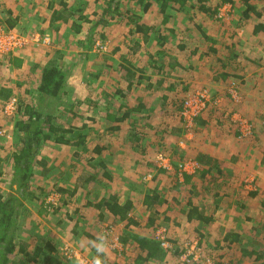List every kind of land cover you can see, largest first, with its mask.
<instances>
[{
    "label": "rangeland",
    "instance_id": "374dc122",
    "mask_svg": "<svg viewBox=\"0 0 264 264\" xmlns=\"http://www.w3.org/2000/svg\"><path fill=\"white\" fill-rule=\"evenodd\" d=\"M152 1L153 0H145L144 3H140L138 0H123V10L121 11L122 18H118L117 16L107 17L109 24L105 27L104 31H102L105 34V40H99L97 52L105 48L107 51L102 52L110 53L112 49L121 47L124 54H126V58L132 62L134 61L135 64H150L151 60L149 58H144L142 54H139L137 57L132 56L133 54L131 53L130 47L133 41H143V39L141 35L136 32L131 34L130 31L134 29V27L133 25L127 24L128 19L126 12L128 10L133 16L139 17L142 23L155 26L157 31L162 30L163 33L168 34V42L164 48L166 52L169 50L177 52L178 45L185 41L186 49L184 52H178L177 59L187 65L191 60L193 68H203L202 73L199 72V74L196 75L187 74L189 71L184 72V70L176 69L170 76L165 77L155 70H150L148 74L156 80L155 82H157V79L160 77H164L167 81L163 84L161 90L154 89L157 88L155 86L153 90H151L152 93H148L145 90V84L139 85L137 81V88L133 87L131 90L128 89V81L120 79L121 81L117 82L119 76L116 72V74H114L116 76L114 78V89H110L109 91L104 79L101 78L100 85L94 88V81L87 75L90 69H88V67H92L91 70L93 71L97 69L98 65H95L97 57H95V54L93 53L90 57L84 58L82 64L77 68L78 71H74H77L78 75L73 77L74 79L72 82H70L69 79V86H71L72 83L76 84V86L79 85V87L75 89L72 86L74 90L71 91L70 96L72 97V101H79L81 103V111L83 113L86 114V109L90 110L92 112V117L96 119V121H89L90 132L86 145L77 148L74 146L65 148L53 143L50 148L46 149L45 155L42 153L40 154L42 160L48 159V163H51V168H49V175H51L50 182L54 184L56 180V177H54V167L56 163H59V160H62L60 159V155L63 156L62 161H66L67 158L70 159V156L73 154L71 158L75 159L76 165L79 168H87L88 165L91 166L89 161V157L91 156L96 160L93 164L102 161V157L107 161L110 171L114 173L112 175H115L116 182L111 181L114 182L112 183L113 186L121 185L122 198L124 200L135 199V201L139 202L146 192L152 190V183L155 182L157 176L155 172L157 169H161L158 166V157L162 155L170 161V158H168V155H170L174 160H179L183 154V150H181L178 144L182 138L181 132L183 124H180V119H182L181 107L182 105L184 107L183 102L189 95L208 91L207 93H209V97H211V102L207 104L204 113L199 116L202 117V124H199L198 121L197 125L195 123L194 127L191 129L194 130V136L196 135L197 140L187 142V144L190 142L189 149L187 145L188 152L190 151L189 155L195 157L196 153L199 151L213 153L220 156L223 161L224 169L231 167L232 170L235 168L239 170L238 176H234V172H228V176L223 175L222 178L225 180H220L221 182L224 181L222 182V187L216 184L213 186L210 185L208 189L212 190L209 195L212 194L213 196V193L216 192L218 195H223V199L228 201L231 200L230 196L232 194L233 196L237 194L236 190L240 187H245L247 190L255 189L254 186L257 187L258 183H264V103L261 102V96L258 95L255 90L251 91L249 83L245 85L246 80L243 82L238 79L237 76L233 75L224 79L223 76H217V73H225L226 70H224L222 65L227 64L226 67H229L228 70L239 69L235 71V73L239 74L241 72L242 75L243 73L249 74V81L251 83L252 80L255 81L252 84L253 86L261 87V85H264V70H262L264 66V44L256 46L246 44L264 41V34L258 37L252 34L253 25L264 21V16L260 18L256 15L257 10L264 14V0H254L253 5L256 7V11L255 14L252 13L251 19L246 18L244 15L246 6L243 4L242 0H233L234 3L225 4H223L222 0H190L189 2L196 6V8L185 12L177 10L176 5L172 2L170 4L171 13L168 15V18L165 17L159 8L160 3H158V0L154 1V4L152 3V6L148 10H145V4ZM202 6L207 7V9L211 11L204 13L201 8ZM66 9L76 14L74 18L70 19L71 22L66 25L61 21L54 22V12H64ZM103 9L104 4L96 3L95 0H0V27L4 30V32L0 33V38H6L12 35L16 39H26L29 41L26 46L15 48L1 55L7 58L6 61L10 67V54L16 56V54L24 50L27 51L31 48L32 42L38 43L39 41H44V43H46V41H52L54 49H51L50 53L48 52L49 56L52 55L51 57H53L56 55L57 51H61V53H63L62 55L67 59L64 62H77L83 58L81 56L83 53L78 48V42L80 39L87 37L88 28L92 25L91 22H89L90 24H85V19L89 16L92 21H96L98 18L97 13L101 14ZM10 12L13 14H10ZM80 16H84L85 19L80 20ZM8 20H17L13 30L8 28L6 24ZM73 21H80L85 25L81 35H76L72 32L71 23ZM171 29L175 30L174 35L172 34L173 36L169 33ZM203 31L205 35L207 34L210 41L205 39ZM211 41H217V47L223 48L219 54L222 61H225L222 65L213 59L214 54H209L207 45ZM239 41L244 43V46H236V50L240 52L241 58L233 61L231 60L232 56L229 54L231 52L230 45L235 46ZM158 45V41L154 40L149 41L148 44H144L143 48L146 52H152L154 50V54L163 56V52L165 51ZM205 53L208 55H204ZM18 55L21 56V54ZM247 55L252 59L250 58L248 61ZM16 58L17 60L26 61L25 66L27 67H30L31 61H33L28 56L25 57V60L23 58ZM121 62L122 60H120V57L115 58L116 67H118V64ZM1 65L4 66V69L7 70L6 74H8L7 63ZM230 65H234V67L230 68ZM236 65H239V67H235ZM22 71L24 72H22L20 76L13 73V77H11L12 80H10V75H8V78L6 77L8 80H6V87L3 89V91L7 92L6 94L10 92V82L24 80V77L21 76H24V73L29 71V69L23 68ZM106 72L107 70L102 74L103 77H107ZM6 74L0 70L1 76ZM37 76L38 74H35L28 80L29 83L23 84V88L19 91L18 95H15L18 98L17 102L19 101L17 103L18 106L21 99L29 102L32 98L30 94H26V90H31L33 91L32 93H34ZM109 81L112 82L111 80ZM232 81H237L241 85V92H244V94L241 95L240 102L243 103V106L234 102L228 95L232 94V84H236ZM171 86L173 87L172 90H170ZM118 89L124 91L125 97L118 94ZM76 90L78 92H76ZM156 91L159 98L162 97L161 92L163 91H167L171 96L170 102L166 104L167 107L165 111L162 110V104L154 99V93ZM4 95H1V99H5L6 96ZM90 97L100 101L99 110L97 109V112H95L96 114H94V109H92V107L90 108L86 105ZM139 97L144 99L142 103L145 105V109L140 112H135L130 120L123 122L121 124L122 129L115 133L109 132L108 128L111 125V121L108 120V113L112 111V106L118 108L122 103H127L136 108L138 105L137 99ZM216 100H218V103H216ZM31 102L33 103V100H31ZM4 114L5 112L3 113L2 110V115L0 116L3 117L6 115ZM65 116L67 115L65 114ZM244 117L254 124L253 127L256 131L255 136L246 138L249 131L243 132L241 130L243 134L238 140L236 131L237 128L243 129L245 123ZM79 120L78 118L77 122H79ZM169 120L172 122L174 121L175 124L167 123ZM234 121L237 123H234ZM81 122L83 121L81 120ZM245 127L248 128L247 125H245ZM66 128L68 127L66 126ZM134 135L138 136L139 140H136ZM242 137L245 140H243ZM181 143L184 144L185 141L182 140L180 141V145ZM14 146L16 145L13 142L11 147ZM96 147H101L103 149L102 156H97L94 153ZM6 151L8 156L5 155L6 160L0 163V172L2 173L0 175L2 183L0 184L2 188L5 187L7 190H10L12 157L10 156L12 154L10 145L5 148V152ZM57 153H60V155L57 156ZM186 161L180 164L181 171L193 170V162H189V160ZM66 164H64V167H66ZM40 168L41 166L38 167V170H40ZM89 171H92V169H89ZM100 171L98 167V169H95V172L92 173V175L96 176L97 180L100 181H97V184L93 185H95V188H104L103 191L111 190L106 186L108 184L103 185L105 181ZM3 174H5L4 177ZM209 176V179L212 180L211 183H215L213 179H217L216 176ZM180 178L184 180L185 177L181 175ZM166 180L169 181L168 179ZM168 183H170V181ZM228 186H231L235 190H228ZM56 190L57 188H47L44 190V193H50L51 191L56 192ZM181 191L182 193H180V195H184L185 189L183 190V188H181ZM44 193L40 192L41 198L45 196ZM59 195L62 196V194ZM187 195L189 194H186V197ZM239 196L245 198L244 201L248 203L245 194L243 195L239 192ZM58 198H60V196H58ZM64 198L62 197L61 199V210H57L53 213L52 211L42 210L39 211L40 215L36 213L33 217L25 220L22 219L19 237L28 242L30 244L29 246L32 247L40 244L43 245L47 243V241H53L64 263L73 264L77 263L79 260H77L75 256L73 258L66 256L65 249H68V251L72 250L79 257L91 261L92 255L90 256V252L94 253V257L95 250L88 245L87 242L94 240L92 236L96 233L92 234L94 230L91 229L89 231V228L96 227L99 232L107 235L111 245L110 251L119 257L124 255L126 251L125 244L122 241L124 224L119 226L117 219L110 216H102L101 221L98 220L96 223H93L92 218H88L90 220L86 223H81L80 226L79 222V225L77 224L78 226H75V221L73 219L71 221L67 219L66 214L68 210H71L67 206H73V202L78 204V198L76 197L77 199L74 198L70 200L66 195H64ZM53 199V202H56V195L51 196L50 200ZM68 201L70 202L68 203ZM66 203L68 204L66 205ZM251 205L252 208L250 206L248 207L250 210L260 211L259 216L262 223L261 225H264L262 222L264 221V216H262L264 211L261 213L262 206L257 204L255 200L251 202ZM231 206L233 209V206L236 207V205ZM236 212H239L243 218L245 217V210L243 208L234 211V213ZM97 219L98 217H96V220ZM251 221L253 222V220ZM252 222L248 223V221H244V224L250 225ZM257 222L258 220L256 223ZM140 228L144 229L143 226H140ZM161 230L166 232V242L172 247V251L166 250V253L168 256L173 254L172 256H175V259L177 258L176 260L179 261V264H183L181 259L187 252L188 244L194 241L199 242V249L201 251L197 255V262L194 264H236L234 262L232 263L231 259L227 257L222 258L220 253H217L214 248L211 249L209 246H206V244H201L200 238L197 236H190L183 243H177L180 245H178L180 254L176 255L177 247L175 245L177 244L174 245L172 243L171 234L165 227L154 229V238L158 240L156 234ZM130 231L131 233L136 231V227L134 226ZM87 235L91 237H87ZM158 241L160 242V240ZM14 264H17V261L14 262ZM175 264H178L177 261Z\"/></svg>",
    "mask_w": 264,
    "mask_h": 264
},
{
    "label": "crops",
    "instance_id": "0c3cea01",
    "mask_svg": "<svg viewBox=\"0 0 264 264\" xmlns=\"http://www.w3.org/2000/svg\"><path fill=\"white\" fill-rule=\"evenodd\" d=\"M255 14V13H254ZM256 14H262L261 11L257 10ZM253 15V14H252ZM261 16H264L262 14ZM251 19V18H249ZM263 22H258L252 27V34L253 29H255L259 24H262ZM14 29V28H13ZM10 29V30H13ZM254 35V34H253ZM255 36V35H254ZM103 42V41H102ZM133 41L132 46L135 44ZM142 47L135 53L132 51V56L137 57L139 54H142L144 58H149L152 61V58L160 59L157 54H154L155 51H145L144 41H140ZM31 48H29L27 51H22L18 54L12 55L10 54V67L8 65V62L6 61L7 58L4 55L0 54V70L3 71V73L6 74V71L4 69V66L1 64L7 63L8 68V74L1 76L0 75V93L3 91L5 86L6 77L8 78V75H10V80L13 73H16L18 76L22 74L23 68H28L29 71L24 73V80H17L15 82H10V92L11 96L6 101L1 100L0 96V115H2L5 112V107L8 103H10L13 100H18V98L15 95H18L19 91L23 88V84L29 83V79H31L35 74H38L36 79V84L34 86V90L37 88L38 84L40 83L41 79V68L51 59V56H49V53L51 52V49H54V45L52 41H39L38 43L32 42ZM105 43V42H104ZM256 43V44H255ZM99 42L95 45L93 50L90 52L91 54H95V56H98V54H107V50H101L97 52V45ZM250 46H256L260 44H264V41H256L250 43H246ZM130 46V45H129ZM131 46V47H132ZM236 46L241 47L244 46V43L242 41H239L235 46L230 45V55L232 56L233 61L240 59L241 54L236 50ZM119 49V50H117ZM117 50V51H115ZM112 54V52H114ZM49 52V53H48ZM144 52V53H143ZM168 55L171 54L170 51H168ZM63 54V53H62ZM109 54H112L113 57L111 60L115 61V58L120 57V60H123L126 58V54H124V51L121 49V47H117L112 49ZM90 55L88 57H90ZM4 56V57H2ZM30 57L33 61H31V66L27 67L25 66L26 61L17 60L18 58H23L25 60V57ZM55 56V55H54ZM164 56V55H163ZM239 56V57H238ZM248 58L250 57L247 55ZM34 57V59H33ZM238 57V58H237ZM66 58V57H64ZM251 58V57H250ZM22 59V60H23ZM165 59L166 63L168 64V58ZM252 59V58H251ZM129 60V59H128ZM97 60H95L96 62ZM130 61V60H129ZM150 61V64L148 65H137L135 62H132L136 68H145V72L149 73L150 70H155L158 72V69L155 68V65L153 62ZM112 61H110L111 63ZM234 63V62H233ZM109 64V62H108ZM107 64V65H108ZM121 64V63H120ZM120 64H118V69L120 67ZM105 66V65H104ZM184 66L188 67V73L187 74H199V72L202 73L203 68L199 67L198 69L195 68V72L191 71V66L188 64H184ZM224 70H226V74H228V77L230 75L237 76L238 79L246 80L245 85H248L249 88L252 90H255L258 95L261 96V102L264 103V85L261 87L253 86L252 84L255 82L252 80V83L249 81L250 76L247 73L239 74L235 73V71L239 69H231L228 70L229 67H226L225 64L222 65ZM234 67V65H230V68ZM235 67H239V65H236ZM22 68V69H21ZM79 68V65L77 66ZM77 68L75 70H77ZM90 68V69H89ZM117 68H113L110 70H107V77H101L104 79V82L107 84L108 90L114 89L113 85H115L114 78L116 77L114 74H118L119 81L120 79H123V75L118 73ZM137 68V69H138ZM89 72L88 73H94L95 71L91 70L92 67H88ZM168 69V68H167ZM165 70L166 74L163 75L165 77H168L169 70ZM5 70V72H4ZM264 70V66L262 68ZM78 71V70H77ZM74 72L72 76L70 77V82L73 81V77H76L78 73ZM198 71V72H197ZM233 71V74H232ZM222 72V71H221ZM87 75L89 76V74ZM207 74V73H205ZM224 73H217V76H221ZM149 75V74H147ZM167 75V76H166ZM111 80L112 82H110ZM109 81V83H108ZM156 80L152 78V83H155ZM4 82V83H2ZM69 82V84H70ZM236 83L237 86V95L239 96V100L236 101L232 94H228L229 97H231L234 102L237 104H240V106H243V103L240 102L241 95L244 94V92H241L242 88L239 82L232 81ZM2 83V84H1ZM259 84V83H258ZM136 85V82L135 84ZM244 85V83H243ZM72 86L75 88L79 87L76 86V84L72 83L71 86H69L72 90ZM136 87L137 86H133ZM145 90L148 93H152L151 91L146 89ZM246 91V90H245ZM76 92H78L76 90ZM155 97L154 99L159 101V97L157 94V91L154 93ZM22 100V99H21ZM19 102V101H18ZM162 103L161 101H159ZM170 102V101H169ZM184 104V102H183ZM240 108V107H239ZM183 109V105L181 107V111ZM6 114V113H5ZM4 114V115H5ZM16 113L12 116H0V129L2 131H5V136L0 139V160L1 163H3L6 160L5 155L8 156L7 151L5 152V148L9 147L12 148V154L16 149V146L11 147L13 142L16 143L17 141V135L15 132V124H16ZM6 119H5V118ZM78 118H75L73 120V123L75 126H81L83 123L87 122H77ZM244 121L246 125L249 128V134L246 136V138H252L255 136V129L253 127V123L246 119L244 117ZM10 120V123H9ZM169 124H175L174 121L171 120L167 121ZM234 123H237L234 121ZM180 124H183L182 128V138L180 141H185L184 144L180 145L179 141V147L181 150H183V154L180 157L179 160H174L170 155H168L170 158V163L172 165V170L167 171L163 168L157 169L155 174L157 175L155 178V182L152 183V190L150 192H146L140 199L139 202L135 201V199H128L124 200L122 198V191H121V185L113 186L112 183L116 182L115 175H112V173L109 169L107 161L104 160V158L101 157L102 161H99L97 164H93L96 162L95 159H93V156L90 158L91 166L85 167H77L75 159L71 158L73 154L70 156V159L67 158L66 161L63 160V156L60 155V153H57V156H61L58 162L56 163L54 167V177H56V180L54 181V184L50 182L51 175H49L51 168V163H48V159L42 160V157L40 155L38 156V164H36L34 171V178H33V190L37 192V198L38 201H26L25 204V216H23L22 219H27L30 217H33L38 213L40 215L39 211L47 210L56 212L57 210H61V199L64 198V195L69 197V199H77L78 204H75L73 202V206L69 205L67 206L70 211L68 210L66 214V218L70 221L73 219L75 221V226L80 222L86 223L88 218H92L93 223L98 222V220L101 221L102 216H110L112 218L117 219L119 222V226L124 224L123 229V236L122 241L125 244L126 251L124 255L118 256L114 254L112 251L109 252L108 256L106 257L105 264H179V261L175 259V256H168L166 253V249L162 246L161 242L156 240L154 238V229L158 227H165L171 234V241L175 245L177 243H183L188 237L197 236L200 238V243L206 246H209L211 249L214 248L217 253H220V256L222 258H229L231 259V262L236 264H264V225H261L260 216H259V210L253 211L250 210L248 207L250 206L252 208L251 202L254 200L257 201V204H260L262 206V212L264 211V183H258L259 186H254L255 191L253 190H247L245 187H240L237 189V194L233 196V194L230 196L231 200L226 201V199H223L221 195H218L216 192L209 195L212 189L210 188V185H218L219 187H222L224 181L223 175H229L228 172H234V176H238L239 170L237 168L233 169L230 167L228 169L223 168V161L220 158V156L208 153L206 151H199L196 153L195 157H192L190 154V151L188 152V149L190 147V142L196 141V135L194 136V130L189 131L186 126L184 125V122L182 119H180ZM199 124H202V122H199ZM239 124V123H238ZM90 125V124H89ZM197 125V123H196ZM119 126H121L119 124ZM245 126V125H244ZM122 127V126H121ZM195 129V128H194ZM243 129H238L236 131L237 139L239 140L241 138V135L243 134ZM244 136V135H243ZM252 136V137H251ZM195 137V138H194ZM15 139V141H14ZM243 139V137H242ZM245 140V139H243ZM88 141V140H87ZM189 144H187V142ZM192 144V143H191ZM59 145V144H55ZM188 145V149H187ZM49 146V147H47ZM51 145H45L41 151L43 155H45V151L47 148H50ZM61 147L70 148L69 145H59ZM9 151V150H8ZM62 151V150H61ZM12 154L10 156H12ZM167 155V154H166ZM56 156V155H55ZM56 156V157H57ZM77 156V155H75ZM98 156V155H97ZM102 156V155H99ZM201 156L209 157L211 159L210 164L206 165L198 161V158ZM230 156V155H227ZM94 160V161H93ZM189 160V162H193L191 171H181L180 164L183 161ZM187 162V161H186ZM68 163V164H66ZM64 164H66V167H64ZM197 165V167H196ZM41 166L40 170H38V167ZM95 167V168H94ZM98 167L100 168V173L103 175V182L107 187H109L111 190H104V188L96 187L93 184H97V179L94 178H87L88 176H94L92 175L93 172H95V169L97 170ZM89 169H92V171H89ZM13 171V157H11V168L10 172ZM11 173H10V183H11ZM182 173V174H181ZM183 175L185 178L184 180H181L180 176ZM216 176L217 179H213L215 183H211L212 180H210V176ZM5 174H3V177ZM96 177V176H94ZM166 177V178H165ZM168 179L169 181H167ZM251 180V179H249ZM114 181V182H111ZM100 182V181H98ZM0 183L2 181L0 180ZM207 186V187H205ZM16 187V186H15ZM54 189L57 188L56 192L51 191L48 193V195H45L43 198H41L39 190L44 191L45 189ZM181 188L183 190L185 189V194L180 195L182 193ZM250 188V187H246ZM259 188V189H258ZM0 190L1 193L7 194L10 192V190H7V188H2L0 184ZM173 190V191H172ZM228 190H235L231 186H228ZM8 191V192H7ZM102 192V193H101ZM221 192V191H219ZM239 192L241 194H245L246 200L248 203H246L244 200L245 198H241L239 196ZM45 194V193H44ZM59 194H62L59 195ZM179 194V195H177ZM186 194L187 195L186 197ZM56 195V202H53V200H50L51 196ZM60 196V198H58ZM115 196L119 204L121 206L128 205L130 207L129 214L125 220H120L119 218L114 217L108 210L101 212L98 210L97 205L103 201V199H109L110 197ZM77 197V198H76ZM148 197L153 199L154 204L148 206L145 204ZM65 199V198H64ZM70 201H68L69 203ZM66 203V205L68 204ZM233 206L234 209L232 208ZM256 205V204H255ZM231 206V208H230ZM260 206V207H261ZM65 208V206H64ZM245 210V217L239 213H234L235 210L239 209ZM254 208V207H253ZM134 212V213H133ZM147 215V216H146ZM264 216V214H262ZM74 217V218H73ZM96 217L98 219L96 220ZM236 218V222H235ZM253 220V222L251 221ZM258 222L256 223V221ZM244 221L252 222L250 225H245ZM264 223V221H262ZM242 223V224H241ZM79 225V224H78ZM77 225V226H78ZM136 227V231H133L131 233V229L133 227ZM140 226L144 227V229H141ZM93 229V233L95 234L92 236L95 239L96 235L102 232H99L96 227L89 228V231ZM146 231V232H144ZM129 232V233H128ZM90 235H87V237H91ZM262 238V239H261ZM23 240V239H22ZM47 242H53V241H47ZM46 244V243H45ZM175 245L177 247L176 255L180 254V249L178 248V245ZM30 245V244H29ZM42 245V244H40ZM55 245V244H54ZM38 246V245H37ZM180 246V245H179ZM36 247V246H35ZM35 247L29 246L28 250H33ZM58 250V249H57ZM58 256L60 255L59 251H57ZM88 254V253H87ZM92 252H90V256L93 257ZM172 256V257H171ZM60 257V256H59ZM60 260H62L60 258ZM64 263V260H62ZM65 264V263H64ZM77 264V263H73Z\"/></svg>",
    "mask_w": 264,
    "mask_h": 264
},
{
    "label": "trees",
    "instance_id": "16d2710c",
    "mask_svg": "<svg viewBox=\"0 0 264 264\" xmlns=\"http://www.w3.org/2000/svg\"><path fill=\"white\" fill-rule=\"evenodd\" d=\"M122 1L123 0H95L96 3L104 4L103 12L101 14L97 13L98 18L96 21H92L89 16H87L86 19L84 16L79 17L80 20L85 19V24H90L89 22L92 23L88 28L87 37L80 39L78 42V48L82 51L83 54L81 56L83 58L74 63H67L64 62L67 59L64 58L61 51H57L56 55L51 57V59L41 68L40 83L34 90V93H32L33 91L31 90H26V94L32 96L30 101L27 102L22 99L19 103L15 116L17 119L15 124L17 141L15 143L16 149L12 154L13 171L11 173L10 192L4 194L1 193L0 190V264H14L16 261L17 264H64L62 260H60V257L57 254V247L53 242H47L46 244L36 246L33 250H28L29 243L19 237L22 218L26 213L24 203L26 201H38L37 192L33 190L34 168L36 164H38V156L41 154L45 145H51L54 143L74 146L77 148L86 145L88 142L87 138L90 132V125L88 123H83L78 127L74 125L73 120L79 118L83 122H95L96 119L92 117V112L90 110L86 109V114L81 111L82 106L79 101H72V97L70 96L72 89L69 87V79L77 66L82 64L84 61L83 59L90 55V52L99 40H105V34L102 31H104L105 27L109 24L107 17L117 16L118 18H122ZM138 1L140 3L145 2V0ZM154 1L156 0L146 3L145 10H148L152 6V3L154 4ZM158 1L157 2L160 3L159 8L167 18L171 13L170 4L172 2L180 12L196 8V6L189 2L190 0ZM222 2L223 4L234 3L233 0H222ZM242 2L246 6L244 15L249 19L251 18L252 13H255L256 11V7L253 5L254 0H242ZM201 8L204 13L211 11L205 6H202ZM127 12V24L133 25L134 27V29L130 31L131 34L136 32L141 35L144 44H148L149 41L157 40L159 43L158 46L165 51L164 48L168 42V34L163 33L162 30L157 31L155 26L142 23V21L139 20V17L133 16L128 10ZM10 14L13 13L10 12ZM256 15L260 18L262 17L261 14ZM75 16L76 14L67 11V9L64 12L55 11L54 22L61 21L66 25L69 24L71 22L70 19ZM17 20H8L6 22L8 28L13 29ZM84 26L85 25L80 21H73L71 23V30L76 35H81L84 31ZM169 33L174 35L175 30L171 29L169 30ZM253 34L256 37L264 34V23L259 24L253 29ZM203 35L206 40L210 41L204 31ZM216 42L217 41H211L208 43L209 46L207 45V48L209 49V54H214L213 59L222 65L225 61H222L219 54L223 48L217 47L218 43ZM134 43L135 44L130 48L136 53L142 45L140 41ZM185 49L186 43L183 41L178 45L177 52L169 50L171 54L168 55L169 52L162 51L164 56H158L161 58L156 60L155 58H152L151 62L154 63L155 68L158 69L160 75H165V70L167 68V70H169L168 75L176 71V69H181L184 70V72H187L189 70L188 67L184 66L183 62L177 59L178 52H184ZM115 51L112 52V54L115 53ZM112 54H98V56H95L97 57L95 64L98 65L97 69L94 70V73H88L95 83L94 88L100 85V79L105 70H110L112 67L117 68L115 66V61L111 60L113 57ZM204 55L208 54L205 53ZM163 58H168V64ZM249 60L250 57L248 58V61ZM110 61L112 62L110 63ZM191 63L192 61L190 60L189 65L191 66V71L195 72V68L192 67L193 64ZM225 66H227V64H225ZM137 68L127 58L123 59L119 69L117 68V71L119 70L118 73L123 75V79L129 82L128 89L130 90L133 86H136L137 83L139 85L145 84L147 87L146 89L150 91L153 90L155 86L157 88L154 89L161 90V87L167 81L164 77H160L157 79V82L152 83V77L151 75H147L148 73L145 72V68ZM222 76L224 79L228 78V74L226 73ZM136 81L137 83L134 85ZM172 89L173 87L171 86L170 90ZM117 92L119 95L125 97L122 89H118ZM6 93V91H2L0 96ZM161 93L162 97L159 101L162 102L161 107L162 110L165 111L167 107L166 104L171 100V96L167 91ZM4 96H6L5 99L1 100L5 101L6 99H9L11 92H8V94ZM31 100H33V103ZM137 100L138 105L136 108L127 103H122L118 108L112 106V111L108 113V120L111 121V125L108 128L109 132L115 133L122 129L119 124L121 125L123 122L130 120L135 112H140L145 109V105L142 103L144 99L139 97ZM87 101L88 103L86 105L90 108L92 107V109H94V114H96L95 112H97V109L99 110L100 101L92 97ZM65 114L67 116H65ZM201 118L202 117H198L195 123L198 121L201 122ZM66 126L68 128H66ZM134 136L136 140H139L138 136ZM102 152L103 149L101 147L95 148L94 153L96 155H101ZM198 161L209 165L211 159L209 157L201 156L198 158ZM1 174L2 173L0 172V175ZM87 178L97 179L94 176H88ZM38 192L44 193V191L41 190ZM45 195H48V193H45ZM145 204L150 206L154 204V201L148 197ZM97 208L101 212L108 210L114 217L119 218L120 220H125L130 211V207L128 205L121 206L115 196L106 200L103 199V201L97 205Z\"/></svg>",
    "mask_w": 264,
    "mask_h": 264
},
{
    "label": "built area",
    "instance_id": "2783aa9c",
    "mask_svg": "<svg viewBox=\"0 0 264 264\" xmlns=\"http://www.w3.org/2000/svg\"><path fill=\"white\" fill-rule=\"evenodd\" d=\"M4 32V30L0 27V33ZM14 40V41H13ZM29 43L28 40L26 39H16L12 35L6 37V38H0V54H5L6 52H9L15 48H22L23 46H26ZM98 46V45H97ZM105 49V48H104ZM103 49V50H104ZM232 96L233 98L238 101L239 96L237 95V86L236 84H232ZM208 92V91H207ZM206 91L196 93L194 95H189L187 99L184 101V107L181 111V117L182 120L185 123L186 128L191 131V129L194 127L196 119L201 116L204 111L207 108V104L211 102V97H209V93ZM17 100H13L10 103H8L5 107V113L8 116H12L17 112ZM216 103H218V100H216ZM246 125V123H244ZM243 125V126H244ZM249 131L248 128L245 126L243 127V132ZM250 133V132H249ZM5 136V131H2L0 129V139ZM182 145V143H181ZM158 166L160 168H163L167 171L172 170V165L170 161L164 157V156H159L157 159ZM166 232L161 230L158 231L156 234V237L158 240H160L162 246L166 250H171L172 247L171 245L166 242ZM65 255L68 256L69 258H73L74 256L77 257V260L81 262V264H90V261L88 259H85L83 257H79L74 251H68V249H65ZM200 249H199V242L194 241L192 243L188 244L187 252L185 255H183L181 262L183 264H194L197 262V255L199 254Z\"/></svg>",
    "mask_w": 264,
    "mask_h": 264
},
{
    "label": "clouds",
    "instance_id": "9594fccd",
    "mask_svg": "<svg viewBox=\"0 0 264 264\" xmlns=\"http://www.w3.org/2000/svg\"><path fill=\"white\" fill-rule=\"evenodd\" d=\"M87 243L95 250V256L92 257L90 264H105L111 248L107 235L99 233L94 240H90ZM77 264H81V262L78 261Z\"/></svg>",
    "mask_w": 264,
    "mask_h": 264
}]
</instances>
